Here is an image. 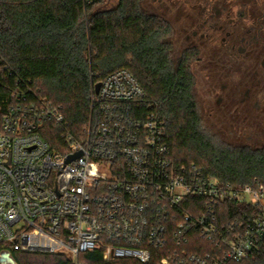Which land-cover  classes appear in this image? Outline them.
<instances>
[{
	"label": "built area",
	"instance_id": "2783aa9c",
	"mask_svg": "<svg viewBox=\"0 0 264 264\" xmlns=\"http://www.w3.org/2000/svg\"><path fill=\"white\" fill-rule=\"evenodd\" d=\"M8 93L12 103L0 109V257L226 264L264 253V187H234L175 165L157 106L128 71L107 76L98 92L92 84L83 135L63 133L58 149L45 135L66 124L60 108L30 88Z\"/></svg>",
	"mask_w": 264,
	"mask_h": 264
},
{
	"label": "trees",
	"instance_id": "16d2710c",
	"mask_svg": "<svg viewBox=\"0 0 264 264\" xmlns=\"http://www.w3.org/2000/svg\"><path fill=\"white\" fill-rule=\"evenodd\" d=\"M106 1L0 0V109L16 88L51 101L66 121L47 126L45 139L56 149L63 133L83 135L92 84L126 70L157 106L175 165L198 166L234 187H264V148L231 145L205 130L189 62L172 56L170 24L146 13V0H119L113 8L103 7ZM11 256L17 264H69L61 255ZM226 264H264V253Z\"/></svg>",
	"mask_w": 264,
	"mask_h": 264
},
{
	"label": "flooded vegetation",
	"instance_id": "af4514ba",
	"mask_svg": "<svg viewBox=\"0 0 264 264\" xmlns=\"http://www.w3.org/2000/svg\"><path fill=\"white\" fill-rule=\"evenodd\" d=\"M185 17L174 60L189 62L201 119L216 139L264 148V0H202Z\"/></svg>",
	"mask_w": 264,
	"mask_h": 264
},
{
	"label": "rangeland",
	"instance_id": "374dc122",
	"mask_svg": "<svg viewBox=\"0 0 264 264\" xmlns=\"http://www.w3.org/2000/svg\"><path fill=\"white\" fill-rule=\"evenodd\" d=\"M119 0H107L105 8H113L118 4ZM202 0H146L142 7L143 10L151 15H156L161 17L172 27V40L169 39L172 45V56L174 59L178 57L179 46H177L176 42L178 39L181 41L180 29L184 27V23L186 22V14L194 11V7L198 6ZM170 37V38H171ZM203 126L207 132L212 134V130L209 126V123L203 121ZM219 140V139H218ZM221 141H224L221 139ZM228 144L240 146L244 145L243 143L228 141Z\"/></svg>",
	"mask_w": 264,
	"mask_h": 264
},
{
	"label": "water",
	"instance_id": "95a60500",
	"mask_svg": "<svg viewBox=\"0 0 264 264\" xmlns=\"http://www.w3.org/2000/svg\"><path fill=\"white\" fill-rule=\"evenodd\" d=\"M100 88V84L96 85V92L99 91ZM81 153H78L75 156H72L69 158V161L75 159L76 157L80 156ZM0 264H17L16 261L14 260V258L11 256V254L9 252H6L4 254H2V256L0 257Z\"/></svg>",
	"mask_w": 264,
	"mask_h": 264
}]
</instances>
